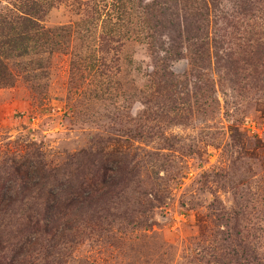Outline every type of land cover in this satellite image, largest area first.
I'll use <instances>...</instances> for the list:
<instances>
[{"label": "rangeland", "instance_id": "374dc122", "mask_svg": "<svg viewBox=\"0 0 264 264\" xmlns=\"http://www.w3.org/2000/svg\"><path fill=\"white\" fill-rule=\"evenodd\" d=\"M0 264H264V0H0Z\"/></svg>", "mask_w": 264, "mask_h": 264}]
</instances>
